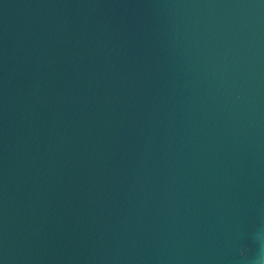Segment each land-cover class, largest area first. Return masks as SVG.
Masks as SVG:
<instances>
[{
	"label": "water",
	"instance_id": "95a60500",
	"mask_svg": "<svg viewBox=\"0 0 264 264\" xmlns=\"http://www.w3.org/2000/svg\"><path fill=\"white\" fill-rule=\"evenodd\" d=\"M0 264H264V0H0Z\"/></svg>",
	"mask_w": 264,
	"mask_h": 264
}]
</instances>
